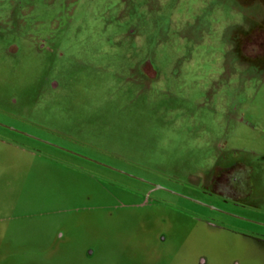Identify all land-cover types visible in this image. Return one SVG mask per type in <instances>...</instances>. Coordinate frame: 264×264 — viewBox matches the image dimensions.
<instances>
[{"label":"rangeland","instance_id":"obj_1","mask_svg":"<svg viewBox=\"0 0 264 264\" xmlns=\"http://www.w3.org/2000/svg\"><path fill=\"white\" fill-rule=\"evenodd\" d=\"M262 3L0 0V264H264Z\"/></svg>","mask_w":264,"mask_h":264},{"label":"flooded vegetation","instance_id":"obj_2","mask_svg":"<svg viewBox=\"0 0 264 264\" xmlns=\"http://www.w3.org/2000/svg\"><path fill=\"white\" fill-rule=\"evenodd\" d=\"M262 2H263L262 4H264V0H262ZM246 23L248 24L247 21L242 22L243 31H241L239 36L246 42H252L254 44L255 49L259 50V53H260L261 50H264V15L261 16L259 19H257L252 24H249V26ZM244 27H245V30H244ZM13 102H15V101H13ZM154 187H157V186H154ZM180 196L182 197V195H180ZM190 200L196 201L199 204H202V205H204L208 208H211L217 212H221L223 214H227L230 216L234 215L233 213H230L224 209H221V208L216 207V206H210V205L205 204L203 202L197 201L193 198H191Z\"/></svg>","mask_w":264,"mask_h":264}]
</instances>
